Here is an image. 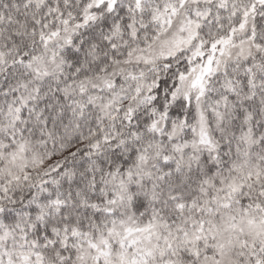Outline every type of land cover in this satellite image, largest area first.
<instances>
[{
    "label": "snow or ice",
    "instance_id": "snow-or-ice-1",
    "mask_svg": "<svg viewBox=\"0 0 264 264\" xmlns=\"http://www.w3.org/2000/svg\"><path fill=\"white\" fill-rule=\"evenodd\" d=\"M0 264H264V0H0Z\"/></svg>",
    "mask_w": 264,
    "mask_h": 264
}]
</instances>
